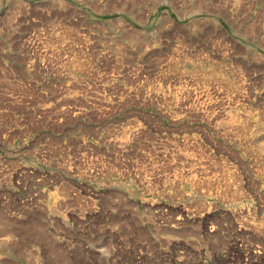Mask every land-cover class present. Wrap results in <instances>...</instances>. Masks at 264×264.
I'll return each mask as SVG.
<instances>
[{
    "label": "rangeland",
    "instance_id": "rangeland-1",
    "mask_svg": "<svg viewBox=\"0 0 264 264\" xmlns=\"http://www.w3.org/2000/svg\"><path fill=\"white\" fill-rule=\"evenodd\" d=\"M0 264H264V0H0Z\"/></svg>",
    "mask_w": 264,
    "mask_h": 264
},
{
    "label": "bare ground",
    "instance_id": "bare-ground-1",
    "mask_svg": "<svg viewBox=\"0 0 264 264\" xmlns=\"http://www.w3.org/2000/svg\"><path fill=\"white\" fill-rule=\"evenodd\" d=\"M2 238V237H1ZM2 240H4V239H2Z\"/></svg>",
    "mask_w": 264,
    "mask_h": 264
}]
</instances>
